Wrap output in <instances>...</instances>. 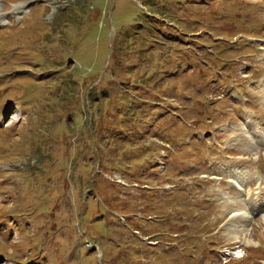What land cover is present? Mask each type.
I'll return each instance as SVG.
<instances>
[{
  "label": "rangeland",
  "instance_id": "374dc122",
  "mask_svg": "<svg viewBox=\"0 0 264 264\" xmlns=\"http://www.w3.org/2000/svg\"><path fill=\"white\" fill-rule=\"evenodd\" d=\"M1 17L0 264H264V0Z\"/></svg>",
  "mask_w": 264,
  "mask_h": 264
},
{
  "label": "bare ground",
  "instance_id": "6f19581e",
  "mask_svg": "<svg viewBox=\"0 0 264 264\" xmlns=\"http://www.w3.org/2000/svg\"><path fill=\"white\" fill-rule=\"evenodd\" d=\"M24 7V5H17L16 6V10L17 11H15V13L17 12V13H22L23 12V8ZM8 18H2L1 17V19H0V22L1 23H3V22H5L6 20H7ZM1 25V24H0ZM233 200V199H232ZM231 200V201H232ZM228 203V202H227ZM234 204V203H233ZM232 205V204H231ZM256 210V209H255ZM245 216H243V215H239V214H236V215H234L233 216V219H236V221L233 223L232 221H231V223L230 224H227V228H228V230H229V228H231V231L229 232V234L231 233V234H233V237L234 238H240L239 236H241L240 234H244L245 236H246V243H250L251 242V240L247 237V235H248V231H249V226H250V224H248L247 225V223H248V219L246 220L245 218H244ZM234 221V220H233ZM247 221V222H246Z\"/></svg>",
  "mask_w": 264,
  "mask_h": 264
},
{
  "label": "trees",
  "instance_id": "16d2710c",
  "mask_svg": "<svg viewBox=\"0 0 264 264\" xmlns=\"http://www.w3.org/2000/svg\"><path fill=\"white\" fill-rule=\"evenodd\" d=\"M154 198H157L158 199V196H155ZM177 210L180 211L181 213H184L183 210H179V209H177Z\"/></svg>",
  "mask_w": 264,
  "mask_h": 264
}]
</instances>
